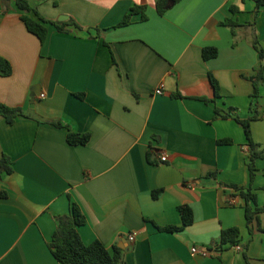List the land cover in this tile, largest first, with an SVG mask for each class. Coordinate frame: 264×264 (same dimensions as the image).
Returning a JSON list of instances; mask_svg holds the SVG:
<instances>
[{
    "label": "crops",
    "instance_id": "obj_1",
    "mask_svg": "<svg viewBox=\"0 0 264 264\" xmlns=\"http://www.w3.org/2000/svg\"><path fill=\"white\" fill-rule=\"evenodd\" d=\"M28 1L44 18L84 30L50 25L41 43L15 2H0V56L13 67L0 77V101L25 115L13 125L0 118V156L14 165L0 180L9 194L0 199V264H61L48 243L72 201L86 218L82 241L119 248L120 264H264V213L250 234L243 200L229 202L231 186H250L246 134L215 113L256 116L252 137L264 145V79L255 101L251 81L264 6L255 15L254 0H182L160 16L158 0ZM134 6L147 19L116 28ZM205 48L217 57L205 60ZM67 128L90 142L70 145ZM256 165L252 189L263 208L264 160ZM181 206L193 224L161 231L182 226ZM230 228L240 229L242 251L220 247ZM194 246L219 251L204 257Z\"/></svg>",
    "mask_w": 264,
    "mask_h": 264
},
{
    "label": "trees",
    "instance_id": "obj_2",
    "mask_svg": "<svg viewBox=\"0 0 264 264\" xmlns=\"http://www.w3.org/2000/svg\"><path fill=\"white\" fill-rule=\"evenodd\" d=\"M11 0H0V2L7 3ZM16 7L22 12L21 20L26 26V29L31 34L35 35L41 43H44L48 37L49 26L56 27L59 32L70 31L68 27H73L79 30H84L74 19H70L66 22H55L44 18L38 10L33 7L28 0H13ZM182 0H158L157 11L160 16H163L167 11L179 3ZM256 2L255 15H257L260 9L264 6V0H254ZM8 11V10H6ZM141 14L142 20H146L144 6H134L131 8L119 24L115 27H124L132 23V19L135 15ZM226 26L233 29L238 26L236 22L227 20L224 23ZM89 32L90 30H86ZM100 32V30H97ZM254 46L259 54V64L256 67V75L251 77V81L254 86V92L252 99L255 101L260 97V85L264 79V50L260 46L259 40L254 41ZM218 50L216 48H205L203 50V57L205 60H210L217 57ZM13 73V67L11 62L0 56V77H8ZM211 81L215 88L216 97H220V86L215 78L211 75ZM174 97L182 98L181 94H176ZM208 101V100H205ZM229 112H223L220 108L215 109L216 117L229 119L232 118L240 123L245 131L247 138V156L246 163L249 171L250 186L239 187L231 186L234 193L231 197H239L244 202L245 216L247 226L250 234H253L252 226L257 223L260 228L259 215L264 213V207L260 208L257 202V196L253 193L252 185L257 171V161L264 160V145L256 143L252 137L251 121L256 119L252 117L248 120H241L236 114ZM24 112L21 107H10L0 101V118H4L9 125L16 123L17 119L24 117ZM58 128H64L59 122L53 123ZM67 134V141L72 146H84L87 145L91 140L90 134H79L71 131L69 128ZM219 144H231L230 139H223L218 141ZM14 172V165L11 158L2 154L0 156V180L7 175H11ZM210 176H216L210 174ZM6 190L0 189V199H6L8 197ZM157 192L154 193V196ZM182 217V226L180 227H164L159 228L161 231H180L185 227H188L194 222V214L189 206H181L179 208ZM58 226L53 234L51 241L48 243V248L54 258L61 264H120L123 261V253L119 248H114L113 253L110 252L106 246L100 241L96 240L93 243L86 245L79 234V227L86 224V218L83 215L80 207L75 203L71 202V210L68 215L57 218ZM241 231L239 228H230L223 230L220 238V247L234 246L239 243ZM249 264V263H248Z\"/></svg>",
    "mask_w": 264,
    "mask_h": 264
},
{
    "label": "built area",
    "instance_id": "obj_3",
    "mask_svg": "<svg viewBox=\"0 0 264 264\" xmlns=\"http://www.w3.org/2000/svg\"><path fill=\"white\" fill-rule=\"evenodd\" d=\"M156 94H158V95L163 94L162 88H158L156 90ZM161 160H162V162H165L167 160V157L166 156H162ZM239 199H240L239 197H231L230 200H229L230 205H237ZM130 240L134 241L135 240V236L131 235ZM233 248L235 250H237V251H242L243 250V248L240 245H234ZM191 251H192L193 254H200V255H202L204 257H207V256H212V255L218 253L219 250L218 249H207V248L204 249V248H199L197 246H194Z\"/></svg>",
    "mask_w": 264,
    "mask_h": 264
},
{
    "label": "water",
    "instance_id": "obj_4",
    "mask_svg": "<svg viewBox=\"0 0 264 264\" xmlns=\"http://www.w3.org/2000/svg\"><path fill=\"white\" fill-rule=\"evenodd\" d=\"M66 20V18H64Z\"/></svg>",
    "mask_w": 264,
    "mask_h": 264
}]
</instances>
